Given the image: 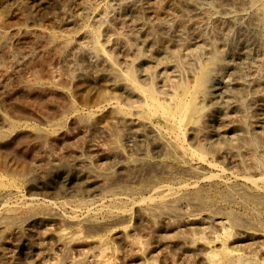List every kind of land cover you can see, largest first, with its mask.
<instances>
[{"label":"rangeland","instance_id":"1","mask_svg":"<svg viewBox=\"0 0 264 264\" xmlns=\"http://www.w3.org/2000/svg\"><path fill=\"white\" fill-rule=\"evenodd\" d=\"M196 1L33 0L29 12L2 18L0 219L7 212L17 217L15 225L0 226V264H225L247 255L248 264H264V195L255 196L264 194V15L258 10L264 0H209L207 6L197 4L200 11ZM94 31L99 32L100 47L115 58L118 71L127 75L136 61L138 83L154 87L164 104L174 105L178 97L193 99L189 91L195 76L212 65L211 83L218 88L214 103L199 102V122L183 126L179 134L170 132L162 114L148 116L142 94L123 78H111L114 72L90 36ZM146 35L160 43L148 42ZM141 51L146 56L142 60ZM254 136L258 140L251 144ZM155 163L177 165L180 176L164 173L165 177L164 168ZM192 167L202 169L194 174L182 170ZM64 168L70 175L89 173L93 181L62 186ZM147 173L158 176L157 183L146 179ZM134 174L141 179L135 181ZM247 178H259L258 187ZM161 188H169L166 194L172 196L193 191L206 202V210L194 217L193 208L184 202L181 210L191 213L187 225L168 216L146 220L140 211L143 202ZM50 209L56 219L48 217ZM25 214L36 215L35 220L26 221ZM226 214L248 224L236 227ZM133 241L138 246L129 245Z\"/></svg>","mask_w":264,"mask_h":264},{"label":"bare ground","instance_id":"2","mask_svg":"<svg viewBox=\"0 0 264 264\" xmlns=\"http://www.w3.org/2000/svg\"><path fill=\"white\" fill-rule=\"evenodd\" d=\"M211 1V0H210ZM229 1V0H228ZM248 1V0H247ZM251 1V0H250ZM256 1H258V0H256ZM39 2V1H38ZM153 2V1H152ZM160 2V1H159ZM209 2V0H198V2L196 1V8L195 9H197L198 11H200L201 9H200V7H199V5H206L207 3ZM33 3V0H6V1H3V2H1L0 3V21L2 20V18L6 15V14H12V13H14V12H17V14H19L20 12L22 13L23 12V10L24 9H26L27 10V8H30V6H31V4ZM244 3V2H243ZM252 3V2H251ZM197 4H199V5H197ZM254 4V3H253ZM263 4V3H262ZM186 5H188V4H186ZM224 5V4H223ZM257 5V4H256ZM207 6V5H206ZM233 6V5H232ZM261 6V5H260ZM259 6V7H260ZM263 6V5H262ZM115 7V6H114ZM202 7V6H201ZM258 7V10H260L259 12L261 13V14H263L264 15V6L263 7H261V8H259ZM108 8V7H107ZM107 8H106V11H107ZM120 9V8H119ZM220 9V8H219ZM218 9V10H219ZM32 10V9H31ZM30 10V11H31ZM109 10V9H108ZM230 10V9H229ZM111 11V10H110ZM225 11V10H224ZM224 11H222V13L224 12ZM227 12H228V10H226ZM27 12H29V10H27ZM26 12V13H27ZM32 12V11H31ZM209 12V11H208ZM220 12V11H219ZM21 13H20V15H21ZM232 13V12H231ZM173 14H174V12H173ZM14 15V14H13ZM102 15V14H101ZM214 15V14H213ZM230 15V14H229ZM23 16H24V13H23ZM25 16H26V14H25ZM232 16V15H231ZM34 17V16H33ZM260 17H261V15H260ZM120 18V17H119ZM206 18V17H205ZM253 18V17H252ZM30 19V18H29ZM103 19V18H102ZM256 19V18H255ZM119 20V19H118ZM223 20V19H222ZM233 20V19H232ZM243 20V19H242ZM241 20V21H242ZM224 21V20H223ZM1 22H3V21H1ZM222 22V21H221ZM253 22V21H252ZM247 23V22H246ZM6 24V23H5ZM216 24V23H215ZM252 24V23H251ZM250 24V25H251ZM97 25V24H96ZM255 25V24H254ZM262 25V24H261ZM3 26V25H2ZM253 26V25H252ZM3 28H4V26L3 27H1V25H0V33L2 32L3 33ZM35 28V27H34ZM264 28V27H263ZM5 29V28H4ZM85 29V28H84ZM253 29V28H252ZM20 30V29H19ZM256 30V29H255ZM87 31H89V30H87ZM248 31H249V29H248ZM248 35V34H247ZM261 35V34H260ZM28 36V35H27ZM90 36H93V38L95 39V43L97 44V52H99V54L100 53H102L103 54V58H104V60L106 61V63L107 64H109V66H110V68H111V70L114 72V74L112 75V77L111 78H115V79H117V78H123V81L125 82V83H127V84H129L130 85V87L132 88V89H135L136 91H138L140 94H142L143 96H144V98H145V100H146V107L148 108V111H149V113H148V116H152V115H156V114H162V116H164L165 117V120H166V123H167V125H168V127H169V129L171 130L170 132H174V133H178L179 134V132H180V129L183 127V126H186V125H189V124H191V123H198L199 122V117H198V115H199V113H200V111H201V109L200 108H198V103L199 102H201V103H208V104H210V102L211 103H214V102H212V99H213V96H214V94H215V91H216V89H218V88H216L215 86H213V83H211V80L213 81V79H212V71H213V69H212V65H209V66H205V67H203V68H201V70H200V72L198 73V75L197 76H195V81H196V83L194 84V86L192 87V89L190 90V88H189V86H188V88H189V94H191V95H193L194 96V98L193 99H191V100H189L187 97H178L177 99H176V102H175V104L174 105H170V104H164V103H162V102H160V100L158 99V97H157V93L155 92V90H154V87L152 88V87H143V86H141L139 83H138V81H137V77H136V71H135V69H136V67H137V63H136V61H133L132 63H131V69H130V71H129V73L127 74V75H125L124 73L123 74H121V72H119L118 71V69H117V65H116V62H115V58H113V56L110 54V53H107L104 49H102L101 47H100V45H99V40H98V38H99V32H96V31H94V32H92L91 34H90ZM158 37V36H157ZM246 37V36H245ZM264 37V36H263ZM145 38H147V41L149 42L150 40H154V41H156L157 40V38H154V35H146L145 36ZM261 38V37H260ZM52 39V38H51ZM54 39V38H53ZM251 40V39H250ZM262 40V39H261ZM255 41V40H254ZM157 43H160V41H156ZM211 42V41H210ZM93 43V42H92ZM177 43V42H176ZM264 43V42H263ZM68 44V43H67ZM185 45V44H184ZM256 45V44H255ZM89 47V46H88ZM125 51H126V53H130V51H131V48L130 47H127L126 49H125ZM201 53V52H200ZM57 55V54H56ZM196 56H197V54H196ZM61 57H59V59H60ZM100 58H102V57H100ZM146 58V56H145V53L143 52V51H141L140 52V54H139V59H145ZM103 60V59H102ZM221 60V59H220ZM219 60V61H220ZM186 64V63H185ZM192 64V63H191ZM190 64V65H191ZM194 64H196V63H193V65ZM263 65V64H262ZM108 66V67H109ZM125 66V65H124ZM214 66H215V64H214ZM155 67V66H154ZM198 69V68H197ZM192 71V70H191ZM193 71H194V69H193ZM192 71V72H193ZM264 72V71H263ZM173 76V75H172ZM173 78V77H172ZM163 79V78H162ZM173 80V79H172ZM121 81V80H120ZM169 83V82H168ZM26 85V84H25ZM48 85V84H47ZM5 86V85H4ZM16 87V86H15ZM29 87V86H28ZM181 87V86H180ZM183 87V86H182ZM15 89V88H14ZM26 89V88H25ZM160 89V88H159ZM164 89V88H163ZM178 89V88H177ZM179 89H182V88H179ZM40 90V89H39ZM43 90V89H42ZM167 90V89H166ZM173 90V89H172ZM12 91V90H11ZM161 92V91H160ZM168 92V91H167ZM177 92V91H176ZM162 93V92H161ZM79 94H82V96H84L86 99H87V97H88V95L86 96V94H85V92H84V90L83 89H80V91H79ZM48 96V95H47ZM53 97V96H52ZM36 98V97H35ZM59 98V97H58ZM11 99V98H10ZM18 99V98H17ZM37 99V98H36ZM14 101H16V100H14ZM41 101V100H40ZM49 101V100H48ZM5 102V101H4ZM51 102H53V101H51ZM59 103V102H58ZM49 104H51V103H49ZM124 104V103H123ZM106 105V104H105ZM214 105V104H213ZM241 105V104H240ZM28 106H30V105H28ZM70 106V105H69ZM122 106V105H121ZM72 107V106H71ZM123 107V106H122ZM145 107V106H144ZM65 108V107H64ZM218 108V107H217ZM34 109V108H33ZM67 110V109H66ZM219 111V110H218ZM80 113V112H79ZM68 114V113H67ZM76 114V113H75ZM247 114V113H246ZM76 116V115H75ZM92 116V115H91ZM220 116V115H219ZM223 116H225V115H223ZM221 117V116H220ZM229 119V118H228ZM251 119V118H250ZM6 120H8V119H6ZM203 120V119H202ZM2 121V120H1ZM205 122V121H204ZM203 122V123H204ZM59 123V122H58ZM58 125V124H57ZM79 125V124H78ZM77 125V126H78ZM220 125V124H219ZM219 125H217V127H223V126H219ZM64 126V125H63ZM202 126V125H201ZM146 127V126H145ZM203 127V126H202ZM200 128V132L201 133H203L204 135H207V130L206 129H204V128ZM124 128V127H123ZM126 128V127H125ZM26 129V128H25ZM219 129V128H218ZM73 130V129H72ZM123 130V129H122ZM227 130V129H226ZM185 131V130H184ZM184 131H182V132H184ZM195 131V130H194ZM126 132V131H125ZM186 132V131H185ZM100 133V132H99ZM209 133V132H208ZM183 134V133H182ZM182 134H181V136H182ZM224 134V133H223ZM196 135V134H195ZM221 135V134H220ZM40 136V135H39ZM38 136V137H39ZM81 136V135H80ZM175 136V135H174ZM177 136V135H176ZM180 136V135H179ZM218 136V135H217ZM37 137V138H38ZM40 137H42V136H40ZM82 137V136H81ZM159 137V136H158ZM196 137V136H195ZM207 137V136H206ZM1 138H3V137H1ZM25 138V137H24ZM177 138V137H176ZM180 138H178V140H179ZM224 139V138H223ZM52 140V139H51ZM164 140V139H163ZM175 140V139H174ZM177 140V139H176ZM208 140V139H207ZM215 140V139H214ZM258 140V136H254V137H252V139L250 140V142H251V144H256V141ZM151 141V140H150ZM183 141V140H182ZM212 141V140H211ZM260 141V140H259ZM179 142V141H178ZM206 142V141H205ZM42 143V142H41ZM40 143V144H41ZM112 143V142H111ZM249 143V142H248ZM178 145V143H175V145ZM46 146V145H45ZM53 146V145H52ZM183 146V145H182ZM181 145H180V148L182 147ZM30 147V146H29ZM29 147H27V148H29ZM201 147H203V146H201ZM43 148V147H42ZM171 148V147H170ZM183 149L185 148V147H182ZM181 148V149H182ZM253 148V147H252ZM24 149V148H23ZM72 149V148H71ZM172 149V148H171ZM182 149V150H183ZM189 149V148H188ZM206 149V148H205ZM212 149H213V147H212ZM254 149V148H253ZM263 149V148H262ZM1 150V149H0ZM27 150V149H26ZM29 150V149H28ZM172 150H174V148L172 149ZM171 150V151H172ZM15 151V150H14ZM170 151V152H171ZM177 151V150H176ZM176 151H175V153H176ZM229 151V150H228ZM259 151V150H258ZM107 152V151H106ZM191 152V151H190ZM203 152H204V150H203ZM2 153V152H1ZM26 153V152H25ZM172 153V152H171ZM183 153V151L180 153H177L178 155H180L181 156V154ZM189 153V152H188ZM195 153V152H194ZM198 153V152H197ZM197 153H196V155H197ZM3 154V153H2ZM1 154V155H2ZM33 154V153H32ZM177 154H175V155H177ZM199 154V153H198ZM26 155V154H25ZM168 155V154H167ZM191 155V154H190ZM203 155V154H202ZM201 155V156H202ZM255 155V154H254ZM192 157L194 156V155H191ZM200 155H199V158H202ZM8 157V156H7ZM13 157V156H12ZM37 157V156H36ZM39 157V156H38ZM194 157H196V156H194ZM198 157V156H197ZM196 157V158H197ZM229 157V156H228ZM14 158V157H13ZM185 158V157H184ZM195 158V159H196ZM257 158V157H256ZM6 159V158H5ZM11 159V158H10ZM132 159V158H131ZM179 160H181L182 161V159L183 158H178ZM74 160V159H73ZM172 160H174V159H172ZM202 160V159H201ZM201 160H199V162H201ZM220 160V159H219ZM12 161V160H11ZM10 161V162H11ZM60 161V160H59ZM184 161V160H183ZM2 162V161H1ZM53 162V161H52ZM147 162V161H146ZM198 162V163H199ZM261 162V161H260ZM4 163V162H3ZM7 163V162H6ZM9 163V162H8ZM167 163V162H166ZM205 163H206V161H205ZM208 163H209V161H208ZM249 163V162H248ZM142 164V163H141ZM156 164V163H155ZM179 164V163H178ZM188 164V163H187ZM210 164V163H209ZM15 165V164H14ZM19 165V164H18ZM17 165V167H19ZM23 165V164H22ZM22 165H20V166H22ZM150 165V164H149ZM156 165H158V166H161L162 168H160V169H163V174L165 173V174H169L170 176L171 175H177L178 173H176L179 169L177 168V165H172V166H168V165H166V166H164V164L162 165V164H156ZM186 165V164H185ZM189 165V164H188ZM187 165V166H188ZM190 165H192V164H190ZM210 165H213L212 163L210 164ZM36 166V165H35ZM50 166V165H49ZM152 166V165H151ZM183 166V165H182ZM3 167V166H2ZM153 167V166H152ZM213 167V166H212ZM130 168V167H129ZM151 168V167H150ZM211 168V167H210ZM33 169V168H32ZM91 169V168H90ZM152 169V168H151ZM156 169V168H155ZM199 169H202V168H200V167H197V168H195V167H192V168H188V169H182L183 171H186V172H189V173H191V174H194V173H197L198 172V170ZM207 169V168H206ZM248 169V168H247ZM130 170V169H129ZM204 170L205 169H203L201 172L204 174ZM222 170V169H221ZM68 171H69V169L68 168H64L63 169V171H62V176H61V179H60V184L62 185V186H65V185H67V184H69V183H77V184H79V182H82V183H84L85 185L86 184H88V183H90V181H93L92 180V176L89 174V173H85V174H80L81 172H79V173H74L73 175H70V173H68ZM153 171H155L154 170V168H153ZM206 171V170H205ZM208 171V170H207ZM263 171V170H262ZM137 172V171H136ZM143 172V171H142ZM142 172H140V175H141V173ZM148 172V171H147ZM162 172H160V174L162 173ZM181 172V171H180ZM200 172V171H199ZM23 173V172H22ZM113 173V172H112ZM133 173V172H132ZM158 173V172H157ZM227 173V172H226ZM252 173V172H251ZM131 174V173H130ZM137 174V173H136ZM136 174H134V176L136 175ZM144 174H146V173H144ZM144 174H142L143 176H147L148 174H150V173H147V175H144ZM164 174V176L166 177V175ZM184 174V173H183ZM201 174V173H200ZM202 174V175H203ZM212 174V173H211ZM220 174V173H219ZM233 174V173H232ZM243 174V173H242ZM119 175V174H118ZM140 175H137V177L139 176V177H141ZM173 175V176H174ZM175 175V176H176ZM187 175V174H186ZM185 175V176H186ZM190 175V174H189ZM199 175V174H198ZM215 175V174H214ZM128 176V175H127ZM127 176H125V177H127ZM155 176V175H154ZM154 176H149L148 175V177H146V179H152V182L154 183L155 182V179L158 177H154ZM160 176H162L163 177V175H160ZM172 176V177H173ZM178 176H180L179 174H178ZM209 176V175H208ZM211 176V175H210ZM217 176V175H216ZM215 176V177H216ZM131 177V176H130ZM129 177V178H130ZM137 177L135 176V181L136 180H139V179H141V178H139V179H137ZM177 177V176H176ZM200 177V176H199ZM198 177V178H199ZM225 177V176H224ZM117 178V177H116ZM119 178V177H118ZM155 178V179H154ZM160 178V177H159ZM170 178V177H169ZM201 178V177H200ZM99 179V178H98ZM114 179V178H113ZM131 179V178H130ZM129 179V180H130ZM144 179V178H143ZM142 179V180H143ZM174 179V178H173ZM181 179V178H180ZM179 179V180H180ZM202 179V178H201ZM204 179V178H203ZM215 179V178H214ZM241 179V178H240ZM103 180V179H102ZM132 180V179H131ZM194 180V179H193ZM192 180V181H193ZM200 180V179H199ZM213 180V179H212ZM245 180V179H244ZM260 180H262L261 178H260ZM127 181H128V179H127ZM127 181H125V182H127ZM134 181V180H133ZM132 181V182H133ZM160 181V180H159ZM247 183H249L250 185H252V184H254L253 186H257L258 187V181H259V178H258V180H256V179H253V178H247L246 180H245ZM27 182V181H26ZM25 182V183H26ZM29 182V181H28ZM117 182V181H116ZM119 182H121V181H119ZM118 182V183H119ZM139 182V181H138ZM137 182V183H138ZM152 182H150V183H152ZM168 182V181H167ZM166 182V183H167ZM173 182V181H172ZM180 182V181H179ZM198 182V181H197ZM223 182V181H222ZM262 182L264 183V178H263V180H262ZM128 183V182H127ZM155 183H157V182H155ZM164 183V182H163ZM171 183V182H170ZM200 183V182H199ZM198 183V184H199ZM224 183V182H223ZM20 184V183H19ZM97 184V183H96ZM172 184V183H171ZM180 184V183H179ZM220 184V183H219ZM245 184V183H244ZM84 185V186H85ZM111 185V184H110ZM143 185H144V183H143ZM146 185H148V184H146ZM153 185V184H152ZM151 185V186H152ZM158 185V184H157ZM166 185V184H165ZM246 185V184H245ZM108 186V185H107ZM150 186V185H149ZM148 186V187H149ZM154 186V185H153ZM160 186V185H159ZM164 186V185H163ZM163 186H161V187H163ZM168 186V185H167ZM183 186V188H185L184 187V185H182ZM186 186V188L187 187H189V186H187V185H185ZM195 186H197V183H196V185ZM195 186H193V187H195ZM199 186V185H198ZM212 186V185H211ZM216 186H218V185H216ZM227 186V185H226ZM225 186V187H226ZM228 186H231V185H229L228 184ZM227 186V187H228ZM261 186V185H260ZM104 187V186H103ZM116 187V186H115ZM114 187V188H115ZM121 187V186H120ZM127 187H129V186H127ZM136 187V186H135ZM166 187V186H165ZM175 187V186H174ZM226 187V188H227ZM249 186H247V188H248ZM251 187V186H250ZM249 187V188H250ZM124 188L125 187H123V190H122V192H125L124 191ZM143 188V187H142ZM157 188H160V187H157ZM169 188H170V186H169ZM166 189L167 190V192H166V190H163V188H161V190H156V191H152V192H156L155 194V197L153 196V197H151V198H149V199H145V201L143 202V203H145V207L143 208V210H140V211H143V213H144V216H145V218H146V220H150L151 218H154V217H162V216H168V217H176V218H178V219H180V221H181V223L182 224H189L190 222V220L189 219H187V217H189V215L191 214H188V209H187V213H185V212H183V210H181V206H182V204L184 203V202H186V203H188L192 208H193V210H192V216H197V215H199V214H201V213H203L204 212V210H206V205L205 204H203V203H206V202H202L200 199H199V197H197V195L195 194V192H193V191H187L186 193H184L183 194V192H182V194L181 195H174V196H172V195H167V194H170V193H168V192H170V189H173V188H170V189ZM176 188H177V186H176ZM238 188V187H237ZM237 188H235V189H237ZM253 188V187H252ZM101 189V188H100ZM132 189L133 188H131V191H132ZM147 189H149V188H147ZM196 189V188H195ZM198 189V188H197ZM196 189V190H197ZM234 189V190H235ZM240 189V186H239V188L237 189V190H239ZM243 189V188H242ZM245 189H246V187H245ZM16 190V189H15ZM89 190V189H88ZM87 190V191H88ZM119 190V189H118ZM129 190V189H128ZM143 190H145V189H143ZM155 190V189H154ZM175 190V189H174ZM178 190H180V188L178 187L177 188V191ZM181 190L183 191V189L181 188ZM193 190V189H192ZM230 190V189H229ZM236 190V191H237ZM249 190V189H248ZM253 190V189H252ZM261 190V189H260ZM263 190V189H262ZM16 191H19V190H16ZM109 191V190H108ZM112 191H114L113 189H112ZM126 191H127V189H126ZM130 191V190H129ZM128 191V192H129ZM134 191V190H133ZM138 191V190H137ZM137 191H135V192H137ZM186 191V190H185ZM198 191V190H197ZM227 191V190H226ZM241 191V190H240ZM239 191V192H240ZM114 192H116V191H114ZM120 192V191H119ZM134 192V193H135ZM151 192V193H152ZM179 192V191H178ZM218 192V191H217ZM230 192V191H229ZM232 192V191H231ZM233 192H235V191H233ZM238 192V193H239ZM244 192V191H243ZM254 192V191H253ZM118 193V192H117ZM121 193V192H120ZM127 193V192H126ZM125 193V194H126ZM133 193V192H132ZM138 193V192H137ZM167 193V194H166ZM173 193H174V191H173ZM181 193V192H180ZM179 193V194H180ZM199 193V192H198ZM201 193V192H200ZM203 193V192H202ZM225 193V192H224ZM228 193V192H227ZM227 193L225 194V196L227 195ZM263 193H264V191H263ZM1 194V193H0ZM3 194V193H2ZM7 194V193H6ZM8 194H9V196L10 195H12V193L10 194L9 192H8ZM7 194V195H8ZM16 194V193H15ZM24 194V193H23ZM108 194V193H107ZM123 194V193H122ZM129 194V193H128ZM140 194V193H139ZM232 194H234V193H231V195ZM239 194H241V193H239ZM256 195L255 196H261V197H263L262 195H264V194H262V193H260V192H257V193H255ZM5 195V194H4ZM21 195V194H20ZM56 195V194H55ZM59 195V194H58ZM116 195V194H115ZM149 195V194H148ZM152 195H153V193H152ZM223 195V194H222ZM237 195V194H236ZM247 195H249V193L247 194ZM254 195V194H253ZM253 195H252V197H253ZM19 196V195H18ZM128 196V195H127ZM136 196V195H135ZM200 196H202V195H200ZM205 196H207V195H205ZM219 196H220V194H219ZM234 196V195H233ZM239 196V195H238ZM243 196H245V195H243ZM120 197H121V195H120ZM125 197V196H124ZM222 197V196H221ZM227 197V196H226ZM231 197V196H230ZM237 196H234L233 198H236ZM241 197H242V195H241ZM249 197H250V195H249ZM0 198H2V196H0ZM48 198V197H47ZM121 198H123V197H121ZM126 198V197H125ZM136 198V197H135ZM147 198H148V196H147ZM201 198V197H200ZM210 198V197H209ZM217 198H218V196H217ZM217 198H216V200H217ZM251 198V197H250ZM258 198H260V197H258ZM258 198H257V201H258ZM17 199V198H16ZM18 199H19V197H18ZM22 199V198H21ZM20 199V200H21ZM35 199V198H34ZM203 199H204V197H203ZM227 199V198H226ZM229 199V198H228ZM231 199V198H230ZM245 199V198H244ZM247 199V198H246ZM256 199V198H255ZM111 200V199H110ZM210 200H211V198H210ZM209 200V201H210ZM218 200H219V198H218ZM224 200V199H223ZM260 200V202H261V199H259ZM263 200V199H262ZM130 201V200H129ZM208 201V200H207ZM213 201V200H212ZM212 201H210V202H212ZM230 201H232V199L230 200ZM229 201V202H230ZM244 201V200H243ZM247 202H249L248 200H246ZM255 201V200H254ZM264 201V200H263ZM262 201V202H263ZM10 202V201H9ZM104 202V201H103ZM140 202V201H139ZM219 202H222V201H220L219 200ZM224 202H225V200H224ZM7 203V202H6ZM36 203V202H35ZM63 203V202H62ZM118 203V202H117ZM234 203H235V201H234ZM233 203V204H234ZM250 203H252V202H250ZM139 204V203H138ZM140 204H141V202H140ZM211 204V203H210ZM217 204V203H216ZM220 205H222V204H224L223 202L222 203H219ZM253 204H256V203H252V205ZM262 204V203H261ZM260 204V205H261ZM264 204V203H263ZM6 205H8V204H6ZM31 205V204H30ZM46 205H48V203L46 204ZM51 205V204H50ZM69 205V204H68ZM82 205H84V203L82 204ZM99 205H102V204H99ZM111 205V204H110ZM121 205V204H120ZM187 205V204H186ZM235 205V204H234ZM238 205V204H237ZM250 205V204H249ZM259 205V204H258ZM259 205V206H260ZM9 206V205H8ZM25 206V205H24ZM27 206V205H26ZM70 206V205H69ZM124 206V205H123ZM141 206V205H140ZM184 206H185V204H184ZM233 206V205H232ZM257 206V205H256ZM262 206L263 205H261V208H262ZM4 207V206H3ZM113 207V206H112ZM210 207H211V205H210ZM210 207H208V208H210ZM218 207V206H217ZM230 207V206H229ZM258 207V206H257ZM8 208V207H7ZM28 208V207H27ZM39 208V207H38ZM46 208H48V207H46ZM92 208V207H91ZM134 208V207H133ZM215 208V207H214ZM213 208V209H214ZM219 208V207H218ZM247 208V207H246ZM253 208H256V207H253ZM260 208V207H259ZM29 209V208H28ZM33 209H35V208H33ZM107 209V208H106ZM125 209V208H124ZM129 209V208H128ZM224 209V208H223ZM227 209V208H226ZM258 209V208H257ZM263 209V208H262ZM14 210V209H13ZM30 210H31V208H30ZM49 210V209H48ZM74 210V209H73ZM191 210H190V212H191ZM217 210V209H216ZM216 210H215V212H216ZM242 210V209H241ZM254 210V209H253ZM12 211V210H11ZM32 211V210H31ZM83 211V210H82ZM131 211V210H130ZM136 211V210H135ZM209 211V210H208ZM208 211H206V212H208ZM234 211V210H233ZM255 211V210H254ZM261 211H263V210H261ZM10 212V211H9ZM91 212V211H90ZM113 212V211H112ZM119 212V211H118ZM121 212H122V209H121ZM212 212H214L213 210H212ZM218 212V211H217ZM226 212V211H225ZM225 212H224V217H225ZM229 212V211H228ZM228 212H226V213H228ZM264 212V211H263ZM95 213V212H94ZM197 213V214H196ZM199 213V214H198ZM220 213V212H219ZM235 213V212H234ZM256 213V212H255ZM8 214V212L6 213V215ZM48 217L49 218H54V217H56L57 216V214L56 213H54L53 211H51V209H50V211H48ZM117 214V213H116ZM211 214V213H210ZM213 215H214V213H212ZM232 214V213H231ZM231 214H226V216H228V220L229 221H231L232 223H233V225L234 226H236V227H243L244 225H246V224H248L247 222H246V219H243L242 217L240 218H236V217H233L235 214H233V216L231 215ZM245 214V213H244ZM1 215V214H0ZM5 215V217L3 216L1 219H0V226H4V225H2V224H5V225H10V224H14L15 222H16V217L17 216H15V217H13V216H6ZM14 215V214H13ZM190 215V216H191ZM212 215V216H213ZM220 215H221V213H220ZM239 215V214H238ZM242 215V214H241ZM25 216H28V217H25L26 218V221L28 220V221H31V220H35V217H36V215H35V217L34 216H29V215H27V214H25ZM240 216V215H239ZM21 217H23V216H21ZM73 217V216H72ZM222 217H223V215H222ZM244 217V216H243ZM246 217V216H245ZM244 217V218H245ZM248 217V216H247ZM74 218V217H73ZM175 218V219H176ZM251 218H254V217H251ZM18 219V218H17ZM21 219V218H20ZM54 219H56V218H54ZM113 219V218H112ZM214 219L215 220H218V218H217V216H214ZM23 220H25V219H23ZM227 220V219H226ZM251 220V219H250ZM83 221V220H82ZM167 221V220H166ZM179 221V222H180ZM19 222V221H18ZM20 222H22V220L20 221ZM84 222H86V224H89L90 223V221L89 220H85ZM128 222V221H127ZM218 222V221H217ZM220 222V221H219ZM231 222H230V224H231ZM257 222V221H256ZM255 222V223H256ZM92 223H93V221H92ZM223 223V222H222ZM16 224V223H15ZM14 224V225H15ZM24 224V223H23ZM74 224V223H73ZM181 224V225H182ZM211 224V223H210ZM215 224H216V222H215ZM253 224H254V221H253ZM64 225H66V224H64ZM113 225V224H112ZM213 225V224H212ZM219 225V224H218ZM11 226V225H10ZM106 226V225H105ZM110 226H111V223H110ZM223 226V225H222ZM259 226V225H258ZM87 227V226H86ZM93 227H95V226H93ZM98 227H99V225H98ZM189 227V226H188ZM192 227V226H191ZM253 228H255L254 227V225L252 226ZM95 228H97V227H95ZM249 228V227H248ZM250 228H251V225H250ZM252 228V229H253ZM259 228V227H258ZM258 228H256L257 229V231H258ZM92 229V228H91ZM104 229V228H103ZM260 229V228H259ZM263 229V228H262ZM224 230V229H223ZM264 230V229H263ZM5 231V230H4ZM85 231H87L86 229H85ZM255 231V230H254ZM260 231V230H259ZM262 231V230H261ZM41 232V231H40ZM67 232V231H66ZM92 232V231H91ZM263 232V231H262ZM5 233V232H4ZM85 233V232H84ZM224 233V232H223ZM222 233V234H223ZM260 233V232H259ZM50 234V233H49ZM186 234V233H185ZM197 234V233H196ZM80 235V234H79ZM134 235V234H133ZM164 235V234H163ZM168 235V234H167ZM121 236V235H120ZM124 236V235H123ZM227 237H228V235H226ZM234 237V236H233ZM242 237V236H241ZM144 238V237H143ZM185 238V237H184ZM183 238V239H184ZM127 239V238H126ZM129 239V238H128ZM128 239H127V241H128ZM182 239V238H181ZM226 239V238H225ZM33 240V239H32ZM221 240H222V238H221ZM228 240V239H227ZM72 241V240H71ZM132 241V240H131ZM136 241H139L138 239L136 240ZM136 241H133V243L131 244V242H130V244L129 243H127V244H129V245H133V246H138V243L136 242ZM259 241V240H258ZM141 242V241H140ZM249 242H251V241H249ZM101 243V242H100ZM146 243V242H145ZM144 243V244H145ZM187 243V242H186ZM236 243V242H235ZM246 243V242H245ZM244 243V244H245ZM248 243V242H247ZM56 244V243H55ZM149 244H151V243H149ZM241 244V243H240ZM243 244V243H242ZM241 244V245H242ZM104 245V244H103ZM140 245H141V243H140ZM211 245V244H210ZM235 245V244H234ZM252 245H255V244H252ZM93 246V245H92ZM149 246V245H148ZM212 246V245H211ZM239 246V245H238ZM250 246V245H249ZM102 247V246H101ZM110 247V246H109ZM112 247V246H111ZM130 247V246H129ZM182 247V246H181ZM246 247H247V245H246ZM104 248V247H103ZM133 248V247H132ZM249 248V247H248ZM251 248V247H250ZM77 249V248H76ZM105 249H106V247H105ZM108 249V248H107ZM110 250V249H109ZM126 250V249H125ZM237 250V249H236ZM85 251V250H84ZM105 251V250H104ZM103 251V252H104ZM87 252V251H86ZM102 251H100L99 253H101ZM102 252V253H103ZM118 252V251H117ZM47 253V252H46ZM234 253V252H233ZM237 254H238V252H236ZM236 253H235V255H236ZM58 254V253H57ZM75 254V253H74ZM105 254H106V252H105ZM242 254V253H241ZM86 255V254H85ZM90 255V254H89ZM225 257H227V251H225ZM244 255V254H243ZM246 255V254H245ZM253 255V254H252ZM19 256V255H18ZM191 256V255H190ZM82 257V256H81ZM105 257V256H104ZM233 257V256H232ZM246 257V256H245ZM252 257V256H251ZM263 257V256H262ZM217 258H218V256H217ZM229 258H230V256H229ZM247 258H248V255H247ZM246 258V259H247ZM250 258V257H249ZM98 259V258H97ZM108 259V258H107ZM107 259H105V260H107ZM112 259V258H111ZM246 259L244 260V259H242L241 258V256L240 257H237L236 256V258H233V259H227V260H225L226 261V263L225 264H248L247 263V261H246ZM253 259V258H252ZM0 260H3L2 258H0ZM116 260V259H115ZM249 260V259H248ZM86 261V260H85ZM110 261V260H109ZM157 261V260H156ZM3 262V261H2ZM251 262V261H250ZM257 262V261H256ZM263 262V261H262ZM100 263H101V261H100ZM116 263V262H115ZM126 263V262H125ZM90 264V263H89ZM97 264V263H96ZM104 264V263H103ZM123 264V263H122ZM135 264V263H134ZM136 264H137V262H136ZM250 264V263H249ZM252 264V263H251Z\"/></svg>","mask_w":264,"mask_h":264}]
</instances>
